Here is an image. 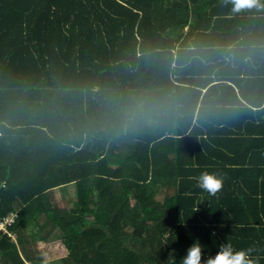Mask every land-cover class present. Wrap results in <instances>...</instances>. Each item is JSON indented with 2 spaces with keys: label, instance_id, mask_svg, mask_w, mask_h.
<instances>
[{
  "label": "trees",
  "instance_id": "1",
  "mask_svg": "<svg viewBox=\"0 0 264 264\" xmlns=\"http://www.w3.org/2000/svg\"><path fill=\"white\" fill-rule=\"evenodd\" d=\"M71 183L74 207L54 204ZM13 211L0 264H183L197 241L264 264V0H0Z\"/></svg>",
  "mask_w": 264,
  "mask_h": 264
},
{
  "label": "clouds",
  "instance_id": "2",
  "mask_svg": "<svg viewBox=\"0 0 264 264\" xmlns=\"http://www.w3.org/2000/svg\"><path fill=\"white\" fill-rule=\"evenodd\" d=\"M234 3L239 6H255L258 0H234ZM197 186L206 191L209 195L215 196L220 192L224 185V178L218 173L202 172L196 178ZM255 251L254 248L236 250L230 242L223 243L219 246V250L215 256H209L207 260H203V246L197 241L193 243L187 250V254L183 257V264H258V261L253 259L251 254ZM174 264V256L170 253Z\"/></svg>",
  "mask_w": 264,
  "mask_h": 264
},
{
  "label": "rangeland",
  "instance_id": "3",
  "mask_svg": "<svg viewBox=\"0 0 264 264\" xmlns=\"http://www.w3.org/2000/svg\"><path fill=\"white\" fill-rule=\"evenodd\" d=\"M74 188H69L68 191H66V193H61V191H57L55 190V197L54 199H56V201L54 200V204H56L57 206H61V207H66V208H73V200H74V196H72V192H73ZM17 212V211H15ZM18 214V212H17ZM43 223V218L41 217L39 221H31L30 223H27L25 225V230L27 231V233L31 236L32 239H38V236L42 235V232H44V230H41V224ZM59 235V232L56 231L55 233H52L50 235L49 238H55ZM16 237V234H15ZM34 247H36V243H32ZM32 247V248H34ZM31 248V249H32ZM37 254V253H36ZM51 264H60V262L54 260Z\"/></svg>",
  "mask_w": 264,
  "mask_h": 264
},
{
  "label": "built area",
  "instance_id": "4",
  "mask_svg": "<svg viewBox=\"0 0 264 264\" xmlns=\"http://www.w3.org/2000/svg\"><path fill=\"white\" fill-rule=\"evenodd\" d=\"M17 212L13 211L7 216L0 219V233L7 234L15 239V233L10 231L9 227L15 222Z\"/></svg>",
  "mask_w": 264,
  "mask_h": 264
},
{
  "label": "crops",
  "instance_id": "5",
  "mask_svg": "<svg viewBox=\"0 0 264 264\" xmlns=\"http://www.w3.org/2000/svg\"><path fill=\"white\" fill-rule=\"evenodd\" d=\"M188 29V27H186V30ZM74 188V190H73V192H72V196H74V198H75V186H74V184L73 183H71V184H67V185H65V186H61V187H58V188H56L55 190H57V191H61V193H66V191H68L69 190V188ZM55 190H54V193H55ZM54 197H55V195L53 194V200H55L56 201V199H54ZM56 198V197H55ZM57 230H55L54 231V233L56 232ZM29 237L31 238V236L29 235ZM40 237L41 236H38V239H32L31 238V243H36L39 239H40ZM32 246H33V244H32ZM36 253V252H35Z\"/></svg>",
  "mask_w": 264,
  "mask_h": 264
}]
</instances>
